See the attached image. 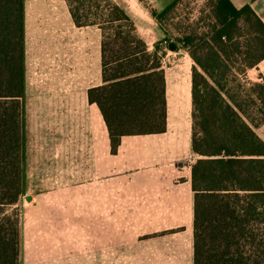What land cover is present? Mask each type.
Masks as SVG:
<instances>
[{
  "label": "crops",
  "instance_id": "crops-1",
  "mask_svg": "<svg viewBox=\"0 0 264 264\" xmlns=\"http://www.w3.org/2000/svg\"><path fill=\"white\" fill-rule=\"evenodd\" d=\"M231 1L250 4L264 22V0ZM139 9L142 22L151 20ZM25 40L31 206L20 264H194L190 58L172 65L161 59L166 131L124 136L112 153L105 120L88 96L104 84L101 30L78 27L65 0H25ZM145 42L153 52L154 42ZM247 79L264 83V60ZM32 177L47 178L43 195H29L37 187Z\"/></svg>",
  "mask_w": 264,
  "mask_h": 264
},
{
  "label": "trees",
  "instance_id": "trees-1",
  "mask_svg": "<svg viewBox=\"0 0 264 264\" xmlns=\"http://www.w3.org/2000/svg\"><path fill=\"white\" fill-rule=\"evenodd\" d=\"M65 1L78 27L102 32L104 84L88 96L105 120L112 153L124 136L164 133L165 79L157 46L148 50L114 0ZM181 1L152 10V17L161 24ZM209 5L205 30L179 39L195 63L194 264H264V140L255 131L264 126V83L245 78L264 60V22L250 4ZM25 49V0H0V264H20V219L12 209L28 184Z\"/></svg>",
  "mask_w": 264,
  "mask_h": 264
},
{
  "label": "rangeland",
  "instance_id": "rangeland-1",
  "mask_svg": "<svg viewBox=\"0 0 264 264\" xmlns=\"http://www.w3.org/2000/svg\"><path fill=\"white\" fill-rule=\"evenodd\" d=\"M119 1L124 3L126 7H128L129 16L132 18L134 23L136 22L138 24L137 32L140 35V37L144 41L146 39L149 42H154L155 50L157 46L159 56L161 58L164 56V54L165 56H167L165 58L166 65L174 64L177 61V59L180 58L181 56H188V58H190L191 62L193 63V67L195 66V63L190 57L187 50L181 47V42H179V39H181L186 33H189L191 30H198L199 32H203L205 30L204 28H206V23L208 24V22H210L208 21L211 15V8L209 5L210 0H182L177 5V7L167 15V19L161 24L156 22V20L153 17H151L152 16L151 11L152 10L161 11V9L164 8L163 3H165L166 0H144L142 2L139 0H119ZM139 7L143 9L145 12L149 13L151 20L142 22V20L137 16L140 10ZM142 24L148 25L147 26L149 27L148 31L151 33H149L148 35L147 34L144 35L142 31L143 26H141ZM171 43L177 46V50H178L177 54L174 53L175 51H172L170 49L169 45ZM245 78L247 81H249L247 79V76ZM243 84L245 86L244 87L245 90L250 89L248 83H243ZM255 131L259 135V137L264 140V126L257 128ZM195 158L196 160H198L199 157L195 155ZM46 179H47L46 177H32L31 182L33 185H36L37 187L34 188L32 191H30L29 195H37V193H40L37 191H41V195H43L44 194L43 189L45 191L47 187L42 186V184L44 183L43 180ZM25 197L21 198L17 203V205H15L12 209L16 214L19 215V219H20V249L22 242V229L25 222L26 211L31 206V204H29L30 200L29 199L27 200Z\"/></svg>",
  "mask_w": 264,
  "mask_h": 264
},
{
  "label": "built area",
  "instance_id": "built-area-1",
  "mask_svg": "<svg viewBox=\"0 0 264 264\" xmlns=\"http://www.w3.org/2000/svg\"><path fill=\"white\" fill-rule=\"evenodd\" d=\"M189 160L191 163H195L196 161L195 155L194 154L190 155Z\"/></svg>",
  "mask_w": 264,
  "mask_h": 264
},
{
  "label": "water",
  "instance_id": "water-1",
  "mask_svg": "<svg viewBox=\"0 0 264 264\" xmlns=\"http://www.w3.org/2000/svg\"><path fill=\"white\" fill-rule=\"evenodd\" d=\"M169 47H170V49H171L172 51H175V50H176V46H175L173 43H171V44L169 45Z\"/></svg>",
  "mask_w": 264,
  "mask_h": 264
}]
</instances>
